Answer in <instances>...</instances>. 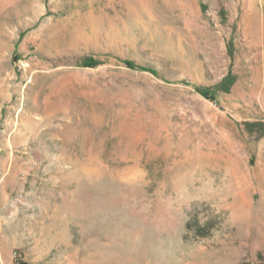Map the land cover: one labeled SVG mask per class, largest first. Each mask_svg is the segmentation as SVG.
Segmentation results:
<instances>
[{"label": "rangeland", "instance_id": "1", "mask_svg": "<svg viewBox=\"0 0 264 264\" xmlns=\"http://www.w3.org/2000/svg\"><path fill=\"white\" fill-rule=\"evenodd\" d=\"M0 264H264V0H0Z\"/></svg>", "mask_w": 264, "mask_h": 264}]
</instances>
